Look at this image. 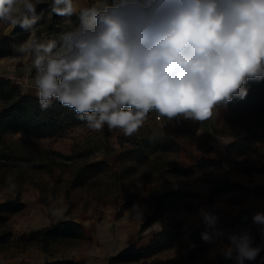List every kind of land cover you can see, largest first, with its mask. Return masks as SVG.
I'll return each instance as SVG.
<instances>
[{"label":"clouds","instance_id":"obj_1","mask_svg":"<svg viewBox=\"0 0 264 264\" xmlns=\"http://www.w3.org/2000/svg\"><path fill=\"white\" fill-rule=\"evenodd\" d=\"M36 3L0 0V21L30 32L16 51L32 60L41 109L58 101L94 131L132 136L153 110L204 122L243 99L249 80H264V0H52V14L80 22L46 42L35 38ZM253 223L264 226V213ZM228 239L237 264L261 251L247 231Z\"/></svg>","mask_w":264,"mask_h":264},{"label":"rangeland","instance_id":"obj_2","mask_svg":"<svg viewBox=\"0 0 264 264\" xmlns=\"http://www.w3.org/2000/svg\"><path fill=\"white\" fill-rule=\"evenodd\" d=\"M93 2L94 0H74L77 7L90 5ZM12 28L9 23L0 21V36H10ZM35 38L41 42L46 41L44 35H38ZM20 44H13L12 47L16 49ZM35 75L31 58L21 53L0 58V79H9L19 85L24 94L38 97ZM149 128L170 135L175 129L174 119L168 120L159 115L147 116L143 126L136 133ZM121 135V130H109L106 125L101 131H94L88 128L87 124L76 125L59 142L61 148H70L68 153H62L69 157L68 160L49 153L53 150L52 144L58 140L10 134L6 135L4 142L0 145V150L10 155L9 159L0 160V198H4L6 201L19 197L21 201L20 196L26 190V186H33L39 189L37 202L47 208L52 218L56 220L79 218L84 222L81 226L87 239L74 243H57L49 247L47 253L55 259L72 261L74 257L76 259L73 260L74 264H102L107 260L106 264H108L109 258L116 257L121 251L137 250L133 245L121 248L113 243L115 220L148 209L150 211L146 214L147 218L157 209V194L161 177H166L168 184L178 183L173 174L161 175V172L158 171L148 175V165L132 168L127 172V167L134 166V163L127 159L116 161L113 164L104 162L109 165L108 169L87 179L83 185L72 187L73 174L81 166L103 161L101 154L104 152L107 153L105 160H113L114 153L118 157L128 148L127 144L124 146L119 144L118 137ZM160 158V162L167 165L177 160L173 153L163 154ZM239 161L240 163L247 162L245 159ZM218 175L221 174L218 172L210 174L212 179ZM135 184L148 186L149 202H134L132 200L130 191ZM194 204L193 198H187L179 204L160 207L153 222H158L159 218L162 221L167 219L180 230L182 224L176 213L179 209L193 210L195 209L193 208ZM134 208L138 210L134 211ZM15 216L13 220L17 221L18 215ZM21 216H24V213ZM91 219L99 224L108 225V235L110 236L106 239L101 236H92V233H97L86 225ZM6 232L11 233V236L6 241L0 238V264H20L23 250L20 249L17 238L30 232L15 228L9 221L0 225V234ZM141 232L139 233L141 234ZM188 236L180 234L173 246L151 257L140 260L116 258L111 261V264H211L222 259L229 251V246L223 241V233L218 237L214 236L212 242H205L202 237H195L186 243ZM251 237L255 239V235H251ZM255 247L264 248V241L256 243ZM59 257L62 259H58Z\"/></svg>","mask_w":264,"mask_h":264},{"label":"trees","instance_id":"obj_3","mask_svg":"<svg viewBox=\"0 0 264 264\" xmlns=\"http://www.w3.org/2000/svg\"><path fill=\"white\" fill-rule=\"evenodd\" d=\"M35 0H33L34 2ZM36 3V2H34ZM52 0H40L36 3V15L40 17L35 25V37L44 35L46 41L52 38L58 40L62 32L71 30L72 27L79 24V16L73 15L70 18L57 16L51 13ZM70 20L71 23L67 21ZM30 32L20 26L12 28L10 36H0V58L19 54L12 47L13 44H20L29 37ZM44 41V42H46ZM247 89V95L241 99L234 97L227 104H221L230 110L228 116L225 117L223 127L217 134L227 135L233 138L227 145L224 158L222 160H214L202 157L195 165L191 167L177 166L173 163L166 164L160 162V156L163 154H177L180 152V145L162 131H156L149 128L146 131L135 133L132 136H125L123 133L118 137L121 146L125 144L128 148L121 152L116 161L131 160L133 167H127L128 170L138 168L139 166L148 165L147 174L153 172H161L164 174H173L181 176H189L193 174H205L218 172L224 169L226 163L234 160L245 159L248 162L245 166L239 167L240 170L250 174L254 170H264V163L261 166H255L253 163L264 159V155L258 150V143L264 140V80H249L244 85ZM0 145L4 142L6 135L21 134L26 137L36 139H49L56 141L66 135V133L76 125H85V121L78 118L74 109L62 106L58 101H53L52 106L46 110H42L39 99L30 94H24L19 85H16L9 79H0ZM159 115L154 110L148 116ZM202 122L184 119L183 117L174 118V134L194 137L199 130ZM51 155L59 156V158L68 160L69 157L60 152L51 150ZM10 155L0 150V160L9 159ZM1 162V161H0ZM109 165L103 161L96 163H88L81 166L74 172L71 181L72 187H78L85 181L105 169ZM214 186L210 190L208 196L209 201H214L226 193L240 192L242 195L256 194L264 195V188L255 187L250 189L240 182H232L231 180L218 175L212 179ZM193 198L195 200L194 207L198 206L197 194L189 193L181 189H170L166 177H161L158 194L157 209L147 216L146 220L141 224L140 232L145 230L157 217L160 207H168L181 200ZM25 205L20 201L19 197L7 199L0 203V225H4L7 221L8 214L18 212ZM264 213V212H262ZM215 212L211 211L207 215L212 217ZM264 226L253 223V217L246 209L241 210L232 220L230 225L220 226L214 223L209 224L204 220L203 224L197 228L186 238V243L195 237H202V234L208 232L212 234L214 230L224 234L223 241L229 246L230 235H239L245 231L250 235H255L253 239V247L255 244L264 241V235L261 228ZM11 236L6 232L0 234V238L4 241ZM179 231L163 230L158 232L150 240L145 248L131 249L129 252L121 251L116 257L109 258V263L116 258H124L125 260H140L151 257L152 255L165 250L176 242ZM87 239L82 226L74 220H62L52 225L39 228L27 235H20L17 242L21 250L27 247H39L44 252H48L49 247L57 243H74L79 240ZM255 260H244V264H264V248ZM237 253L232 250L216 262L211 264H237ZM46 264H74L73 260H55L46 262Z\"/></svg>","mask_w":264,"mask_h":264},{"label":"crops","instance_id":"obj_4","mask_svg":"<svg viewBox=\"0 0 264 264\" xmlns=\"http://www.w3.org/2000/svg\"><path fill=\"white\" fill-rule=\"evenodd\" d=\"M219 107L215 110L212 118L202 122L201 128L197 131L194 137H185L175 135L174 130L170 135L174 141L180 145V152L175 154L176 161L173 164L182 167H191L198 162L202 157L214 160H222L224 158L227 145L233 140L232 137L222 134H217L221 127H223L224 119L229 115L230 110L225 107L218 105ZM60 138L58 141L52 144V149L61 153H68L70 148L65 149L60 147ZM258 150L260 154L264 155V140L258 143ZM102 155L103 162L107 164H113L116 162L117 154L114 153L113 160H105L107 153L104 152ZM251 162L240 163L239 160L226 163L224 169L221 171V176L231 180L232 182H240L250 189L255 187L264 188V170H254L250 174L243 172L239 167L245 166ZM264 163V159H260L253 164L255 166H261ZM178 180V183H169L170 189H181L189 193L197 194L198 206L196 209H179L176 213L177 217L181 221V229L178 230L170 223L169 220L161 218L158 222H152L146 227L144 231L140 232V226L146 219V214L150 210H144L140 212V215L133 213L130 216L122 217L115 220L114 235L112 236L113 243L121 248L133 245L137 249L145 248L155 234L160 231H179L180 234L185 236L190 235L194 229L199 228L203 222L204 217L211 211L215 212L213 216V223L215 225L227 226L230 225L232 220L238 215V213L246 209L250 215L254 217L257 213L264 212V195L249 194L242 195L240 192L226 193L217 200L209 201L208 196L210 190L214 186V182L210 174H193L189 176L173 175ZM169 179V178H168ZM39 189L33 186H26V190L21 193V202L25 205L23 209L18 212L8 214L7 221L11 222L12 226L19 230L33 232L36 229L47 227L62 221L65 219L56 220L49 215V211L46 207L37 202L39 196ZM131 196L134 202H149V188L145 184H135L131 188ZM5 201L4 198H0V203ZM183 201V200H181ZM177 202V204L181 203ZM24 213V216H21ZM18 215V220L13 219ZM69 220V219H66ZM75 222L83 225L79 218L72 219ZM86 225L90 230H93L97 234L92 236H101V238H108L109 227L106 224H99L94 219H91ZM84 227V229H87ZM138 234H140L138 236ZM111 238V237H109ZM77 255V254H76ZM67 259V257H64ZM58 259H62L59 257ZM52 262L57 260L47 252H44L39 247H28L23 250L20 264H46V262ZM73 260H76L73 257ZM103 261L102 264H106Z\"/></svg>","mask_w":264,"mask_h":264}]
</instances>
